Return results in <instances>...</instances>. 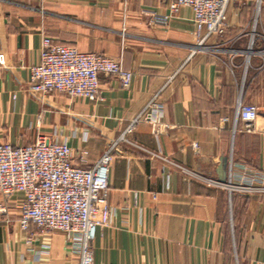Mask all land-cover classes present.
<instances>
[{
	"label": "crops",
	"instance_id": "obj_1",
	"mask_svg": "<svg viewBox=\"0 0 264 264\" xmlns=\"http://www.w3.org/2000/svg\"><path fill=\"white\" fill-rule=\"evenodd\" d=\"M167 14L160 0H0V143L56 132L83 166L111 149L94 264H264V0L230 2L204 49L189 7ZM43 34L120 60L130 85L101 74L93 99L32 90ZM153 100L166 128L128 132ZM240 102L258 108L250 132ZM21 199L0 195V264H78L63 232L19 227Z\"/></svg>",
	"mask_w": 264,
	"mask_h": 264
},
{
	"label": "built area",
	"instance_id": "obj_2",
	"mask_svg": "<svg viewBox=\"0 0 264 264\" xmlns=\"http://www.w3.org/2000/svg\"><path fill=\"white\" fill-rule=\"evenodd\" d=\"M160 1L168 9L164 19L175 15L181 6L190 8L195 47L204 49L211 36L225 32L226 9L234 0ZM101 74L116 76L124 88L132 78V72L125 70L118 59L83 52L43 34L40 60L28 66V85L42 94L58 92L70 98L93 99L100 89ZM159 107L154 100L149 102L146 110L133 118L127 131L131 132L140 120L149 121L153 133L163 131L167 125L157 118ZM257 115L255 104H237L236 119L240 120L242 131L254 129ZM55 134L53 137L39 134L34 143L26 145L0 143V195L3 198L16 192L22 195L17 218L21 229L27 230L33 224L40 232L61 231L72 251L78 254V264H94L95 230L108 225L112 218L107 201L111 149L90 166L77 165L72 162L73 150L67 138H57ZM86 156L84 148L80 159L85 161Z\"/></svg>",
	"mask_w": 264,
	"mask_h": 264
}]
</instances>
